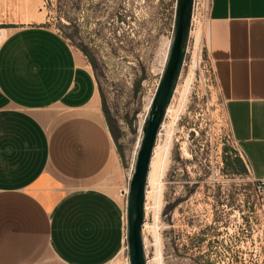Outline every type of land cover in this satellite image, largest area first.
Masks as SVG:
<instances>
[{
    "label": "crops",
    "instance_id": "crops-1",
    "mask_svg": "<svg viewBox=\"0 0 264 264\" xmlns=\"http://www.w3.org/2000/svg\"><path fill=\"white\" fill-rule=\"evenodd\" d=\"M42 21L0 27V264H113L121 155L88 59ZM202 35L231 137L264 181V0H209Z\"/></svg>",
    "mask_w": 264,
    "mask_h": 264
},
{
    "label": "rangeland",
    "instance_id": "rangeland-1",
    "mask_svg": "<svg viewBox=\"0 0 264 264\" xmlns=\"http://www.w3.org/2000/svg\"><path fill=\"white\" fill-rule=\"evenodd\" d=\"M175 1L0 0V27H12L3 22L25 21L32 11L40 12L45 26L93 60L107 110L104 117L126 177L166 62ZM202 31L194 25L160 131L158 169L146 219L152 227L146 234V261L264 264L259 185L231 137ZM235 154L242 168L234 162Z\"/></svg>",
    "mask_w": 264,
    "mask_h": 264
},
{
    "label": "water",
    "instance_id": "water-1",
    "mask_svg": "<svg viewBox=\"0 0 264 264\" xmlns=\"http://www.w3.org/2000/svg\"><path fill=\"white\" fill-rule=\"evenodd\" d=\"M193 0H176L172 39L166 62L148 106L145 123L128 180L126 195V238L130 264H146L143 240L145 196L150 161L157 136L172 99L186 55Z\"/></svg>",
    "mask_w": 264,
    "mask_h": 264
},
{
    "label": "built area",
    "instance_id": "built-area-1",
    "mask_svg": "<svg viewBox=\"0 0 264 264\" xmlns=\"http://www.w3.org/2000/svg\"><path fill=\"white\" fill-rule=\"evenodd\" d=\"M208 16H209V0H193L188 41H190L191 33L194 28V25L204 29ZM246 167H247V170L249 171L247 165ZM130 174H131V171L129 172V174H127V177H126V191H123V194L125 197L127 195L128 180H129ZM256 182H258V185H259V200H260L261 205L264 207V181H256ZM115 264H130L128 260V253H127L126 228L123 234V245H122L120 254Z\"/></svg>",
    "mask_w": 264,
    "mask_h": 264
},
{
    "label": "bare ground",
    "instance_id": "bare-ground-1",
    "mask_svg": "<svg viewBox=\"0 0 264 264\" xmlns=\"http://www.w3.org/2000/svg\"><path fill=\"white\" fill-rule=\"evenodd\" d=\"M4 34V31L1 29L0 30V34ZM197 34V33H196ZM1 37V36H0ZM198 41V40H197ZM170 42V41H169ZM169 47V46H168ZM196 48H194L195 50ZM193 50V52H194ZM78 60V59H76ZM197 60H198V57L194 59V61L192 62L191 64V71L192 69L194 68V66L197 65ZM82 61V60H81ZM78 63V62H76ZM85 63V62H83ZM80 64V63H79ZM83 66V65H82ZM190 66V65H189ZM92 69V68H91ZM190 70V69H189ZM193 72V71H192ZM191 75V74H190ZM189 81V80H188ZM187 81V82H188ZM189 83V82H188ZM184 87V86H183ZM186 87V86H185ZM186 90V89H185ZM185 94V93H184ZM149 101V100H148ZM170 107H171V104H169V106L167 107V110H166V114L165 116H167V114L169 113L170 111ZM164 127V122L162 123L161 125V129L159 130V133H158V136H157V141H156V144H155V147L153 149V153H152V157H151V161H150V167H149V172H148V177H147V186H146V196H145V204H144V210H145V221H144V224H143V240H144V247H145V252H146V247H147V239H146V234H149V232L151 231V225L146 221V219H148L147 217V214H148V210L150 208V204H149V200L150 198L152 197V192H154V184H155V176H156V172H157V169H158V156H159V150H160V143L159 142V136H160V131L163 129ZM140 139V138H139ZM138 139V140H139ZM139 142V141H138ZM138 145V143H137ZM160 145V146H159ZM163 155V154H162ZM162 159V158H161ZM118 174V173H117ZM118 176V175H117ZM112 177V176H110ZM119 180V179H118ZM115 182V181H114ZM119 182V181H118ZM121 182V181H120ZM117 182H115L116 184ZM123 191H126V188L124 189H121ZM121 193V192H120ZM153 198V197H152ZM156 198V196H155ZM147 217V218H146ZM146 264H149V261L147 260V263ZM153 264V263H152Z\"/></svg>",
    "mask_w": 264,
    "mask_h": 264
},
{
    "label": "trees",
    "instance_id": "trees-1",
    "mask_svg": "<svg viewBox=\"0 0 264 264\" xmlns=\"http://www.w3.org/2000/svg\"><path fill=\"white\" fill-rule=\"evenodd\" d=\"M81 52L87 57V59H88V62L90 63V65L93 67V60L89 57V56H87V54H86V52L84 51V50H81ZM100 96H101V93H100ZM102 111L105 113V115L107 114V110H106V108L104 107V105H102ZM120 153V152H119ZM121 155V154H120ZM234 162L240 167V168H242L243 167V163H242V160H241V158L239 157V156H237L236 154H235V157H234Z\"/></svg>",
    "mask_w": 264,
    "mask_h": 264
}]
</instances>
